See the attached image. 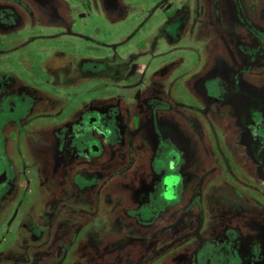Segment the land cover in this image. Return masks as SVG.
<instances>
[{
	"label": "flooded vegetation",
	"instance_id": "1",
	"mask_svg": "<svg viewBox=\"0 0 264 264\" xmlns=\"http://www.w3.org/2000/svg\"><path fill=\"white\" fill-rule=\"evenodd\" d=\"M194 1L183 0L177 10L180 32L192 17L189 38L174 40L168 53L175 54L162 57L129 94L99 85L110 63L102 57L54 55L39 72L32 54L0 56V116L10 114L0 122L4 228L13 205L28 194L33 167L45 178L33 184L35 195L47 196L39 205L54 209L62 199L64 214L40 227L37 216L29 221L19 213L16 232L67 238L68 264H264V0L255 7L259 18L249 0L227 1L232 36L215 40L214 29L200 27L205 8ZM207 3L214 12V0ZM39 5L0 0V46L28 48L45 25L74 29ZM81 26L73 30L79 36L73 45L88 44ZM217 58L224 69L211 74ZM131 62L109 81L122 79ZM159 77L165 95L144 96V86ZM183 96L200 117L177 113ZM59 221L67 229L57 230Z\"/></svg>",
	"mask_w": 264,
	"mask_h": 264
},
{
	"label": "rangeland",
	"instance_id": "2",
	"mask_svg": "<svg viewBox=\"0 0 264 264\" xmlns=\"http://www.w3.org/2000/svg\"><path fill=\"white\" fill-rule=\"evenodd\" d=\"M182 1L183 0H39L41 3V5H39L40 8L47 12V16L50 13L55 21L59 20L60 23H63L62 19L65 18V22H69L71 28L74 29L78 27L79 24H82L80 29L81 36L86 33V42L96 45V47L88 46V44L86 46H79L77 43L73 45V40H77L79 37L74 34V29L71 31L67 30L62 24L58 26L45 25L35 32L37 39L33 40L32 45L28 46V48L0 46V56L4 54H32L36 56V59L42 64H39L40 67L37 69L39 72L45 71L44 67H49L51 65L54 55L70 54L74 56H91L94 58L97 56L109 62H117L120 60H127L130 62L133 60V62H131V67L133 69H130L118 82L111 83V81H109L110 78L103 75V82L99 84L103 87L118 86L120 93L129 94L141 88L144 81L147 80V74L142 71L147 69V65L144 66V64L150 57L154 58V64H156L154 68H156L162 57L175 54V52L168 53V51L176 47L174 40L178 39V37L183 39L189 38L190 32L187 33V29H189L188 26L192 22L191 16L188 17L189 20L186 23L184 31L180 32L177 28L179 21L176 19L178 13L175 12L178 10ZM227 1L230 2L233 0H214V7H212L214 12L212 13H209L207 0H197L193 2V4L197 6L204 5L205 11L203 15L199 16V23L201 28L207 27L206 31L211 29L212 32V29H214L215 32L210 37L211 39H226L232 36V30L229 28L230 24L227 23L225 18L228 16V14H226ZM258 1L259 0H249L248 2V5L250 6L251 4L253 7V18H259L254 13V11L256 12L255 7L259 5ZM79 7H85L87 9L86 13L75 15L73 12L74 8ZM192 7L193 6L190 8ZM43 13L44 12L41 14ZM40 17V23L42 20L45 22V18H42V16ZM49 19L52 20L51 17H49ZM164 22L167 28L166 36L164 25L162 28L160 27ZM25 37V35L22 36L23 39ZM95 37L99 40L95 41ZM29 38H27V40H29ZM193 38H197V36H193ZM62 42H65L64 46ZM6 50L8 51L5 52ZM187 65L184 67H187ZM223 69L224 63L217 58L211 68V74L213 72H221ZM160 72L161 70L157 71L155 74L159 76ZM38 78L45 82L48 80L47 77L41 74H39ZM160 78L161 77H159L157 84L149 82L144 86L142 94L144 93V96H154L156 99L161 97L160 94L165 95L166 92L164 93L163 91L164 83H162L164 81L161 78L162 81L160 82ZM202 79L203 77H200L199 81ZM88 80L90 79H87V81ZM93 84L94 83L88 81L87 86H93ZM183 94L185 95L186 92H183ZM182 99L183 105L178 106L177 113L180 116L182 112L187 115L193 114L199 116L196 112L198 107L188 102L184 96ZM168 100H170L169 97ZM9 115V112L1 114L0 122ZM159 120L160 118L156 114L154 116L156 124H160ZM209 120L213 122L211 118ZM160 128L163 129V124ZM1 153L2 150L0 146V170L2 171L5 168V161L3 162ZM12 209L13 218H11V223H8L7 227L4 228L5 224L3 220L1 219L0 221V264H32V260L36 259L38 249L44 250L50 239L18 234V229H15L16 223L14 220L20 212L19 204H16ZM48 215L49 213L44 216V219H47ZM6 220L5 218L4 221ZM10 224H12V227H10ZM79 242L80 240H75L72 247H76ZM62 246L63 240L57 244L55 252H59ZM14 252L19 255L12 256ZM71 252H73V250H71ZM53 256L54 254L47 255L43 252H41L40 255L41 258L45 259L52 258ZM56 261H52L49 264H57Z\"/></svg>",
	"mask_w": 264,
	"mask_h": 264
},
{
	"label": "crops",
	"instance_id": "3",
	"mask_svg": "<svg viewBox=\"0 0 264 264\" xmlns=\"http://www.w3.org/2000/svg\"><path fill=\"white\" fill-rule=\"evenodd\" d=\"M175 13H177V10H176ZM155 65L156 64H154V58H153L152 61H151V66L149 68L143 70L142 72H145V74L149 73L151 70L155 69L154 68ZM130 69H133V68L131 67ZM147 133L148 132H146V134ZM33 146L36 147L35 149H37V144H33ZM38 149H39V147H38ZM24 156L27 158V160H31V159L34 158V157L31 156V153L30 154H28V153L26 154L25 151H24ZM16 164H18V166L20 167L19 171L20 172L21 171L24 172L23 169H22L21 162L17 161ZM42 172H38L33 167H31V170H28L30 189L28 191V194H27L26 198L21 203H19V206H20V212L19 213H22L23 216H25L24 219L27 218L30 221L33 216H35V217L37 216V218L41 221V223L39 224L40 227L44 226V225L47 226L48 220H50V222H52V223H53L54 220H55V222L57 220H59V217L56 218L57 214H60L62 216L64 214V211H63L62 205H61L62 204V202H61L62 199L59 201V203H60L59 205H54L56 207L54 209L52 208V205H47L48 203H46V205H39L38 199L41 198V199L44 200V199H47V196H43L42 197L41 194L35 195L34 191H33V184H39L40 183L41 177L43 179V175H44V173H42ZM44 177H46V176H44ZM24 181L21 180L20 182L23 183ZM15 205L16 204H14L13 207ZM33 205L34 206L37 205V207H39V208L35 209ZM44 208H46V209H44ZM52 209H53V211H57V212H55V213L52 212ZM55 209H57V210H55ZM58 210H62V211H60L58 213ZM48 213H49L48 218L44 219V216L46 214H48ZM70 215L71 214L69 213L68 215L64 216V218L66 217L65 219L68 220V217ZM58 227H60V228H57V230H60V231H64L65 229H67V227H64L63 222L61 223V221H59ZM48 239H50V241H49L48 245L46 246V248L44 250H39L38 249L37 254H36V259L32 260L31 263L32 264H34V263L35 264H40V263L49 264L50 262L57 260L56 261L57 264H65V263L68 264L69 261H71V254L70 253L67 254L65 252V249H64L66 247V244H68V239L67 238L65 239V238H63L61 236H57V235H55L53 238H48ZM61 240H63V246L60 248L59 252H55L56 251V246H57V244H59L61 242ZM41 252H43L44 254L46 253L47 255L54 254V256L52 258H46V259L45 258H41L40 257ZM16 255H19V254L16 253V252L12 253V256H16Z\"/></svg>",
	"mask_w": 264,
	"mask_h": 264
},
{
	"label": "trees",
	"instance_id": "4",
	"mask_svg": "<svg viewBox=\"0 0 264 264\" xmlns=\"http://www.w3.org/2000/svg\"><path fill=\"white\" fill-rule=\"evenodd\" d=\"M166 25V24H165ZM164 25L165 32H167V28ZM129 61L127 60H120L117 62H110L108 64H104L102 70L104 73H106L108 76L112 78H118L121 77L124 72L129 68Z\"/></svg>",
	"mask_w": 264,
	"mask_h": 264
},
{
	"label": "clouds",
	"instance_id": "5",
	"mask_svg": "<svg viewBox=\"0 0 264 264\" xmlns=\"http://www.w3.org/2000/svg\"><path fill=\"white\" fill-rule=\"evenodd\" d=\"M164 195L166 196V195H167V193H164Z\"/></svg>",
	"mask_w": 264,
	"mask_h": 264
}]
</instances>
